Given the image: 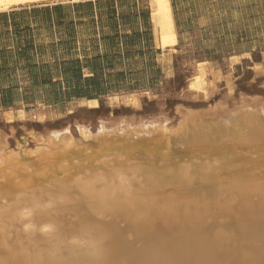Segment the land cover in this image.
I'll return each mask as SVG.
<instances>
[{"label":"bare ground","instance_id":"bare-ground-1","mask_svg":"<svg viewBox=\"0 0 264 264\" xmlns=\"http://www.w3.org/2000/svg\"><path fill=\"white\" fill-rule=\"evenodd\" d=\"M59 1L0 0V11ZM149 10L155 40L172 39L170 0H149ZM225 99L178 105L173 124L122 118L94 135L76 124V138L23 124L12 149L0 133V264H264L260 229L213 223L264 210V100ZM31 117L43 123L45 113ZM160 223L201 236L194 248L174 245L156 238Z\"/></svg>","mask_w":264,"mask_h":264},{"label":"rangeland","instance_id":"rangeland-1","mask_svg":"<svg viewBox=\"0 0 264 264\" xmlns=\"http://www.w3.org/2000/svg\"><path fill=\"white\" fill-rule=\"evenodd\" d=\"M198 2L202 5L201 0ZM140 5L149 8V0H140ZM209 24L211 28L206 34L211 36L206 44L198 42L189 44V41H200V37L196 35L198 32L203 33L202 30H195L194 37L184 35L178 44L176 32L172 39L156 41L151 25L154 43L143 46V50L149 53L146 61L139 59L138 46H124L122 47L124 51L129 50L130 59L123 65L115 60L112 72H82V78L95 77V82L89 87L99 94L90 101L74 96L77 91L71 90L76 85L70 80L65 81L62 72H24L20 68L22 63L17 72H0V102L2 100L3 103L0 104V133L6 134L9 148L12 149L15 148L16 139L22 135L23 124L27 129L41 134L59 132L67 128L76 138L78 135L76 124L89 129L94 135L97 134L101 122H114L122 118L149 122L163 114L168 118L167 122L173 124L174 109L178 105L203 110L224 98L231 105V100H237L241 94L264 100V28L256 32L247 31L251 38L248 36L247 39L243 38V41L255 40V43L236 45L234 41L237 37L224 39L212 37L230 29L221 28L217 21H211ZM107 27L108 36H113L115 34L113 28ZM220 40L231 41V44L219 43ZM91 51L92 54H103L106 51L108 55L114 57L124 53L120 46L108 45L106 47L97 45L96 51ZM235 54H241L243 59H227ZM193 69L200 71L201 75H194ZM66 73L67 78L73 80L74 72ZM81 86L86 87L82 83ZM39 107L45 113L43 123L31 117L34 110ZM10 126L15 129L14 137L8 134ZM32 148L33 145L30 143L28 149ZM257 209L260 211L254 210V215L236 216L232 221L213 219V223L228 221L235 233L237 230H243L247 235L260 237L262 232L260 238L263 239L264 210ZM186 228L180 226L173 228L165 224L156 238L171 240L174 245H181L184 242L183 244L189 248H194L195 242L201 236L200 227H193L192 224V227L190 225ZM256 228L260 229L259 235L256 234L259 232ZM160 261L157 263L167 264L165 259Z\"/></svg>","mask_w":264,"mask_h":264},{"label":"crops","instance_id":"crops-1","mask_svg":"<svg viewBox=\"0 0 264 264\" xmlns=\"http://www.w3.org/2000/svg\"><path fill=\"white\" fill-rule=\"evenodd\" d=\"M201 2L202 5L198 0H170L176 44L184 35L194 37L195 30L203 32L196 35L200 41L189 44H206L211 36L206 34L211 21L230 29L212 37L234 36L236 45L255 43L243 41L251 38L247 31L264 28V0ZM149 14V8L140 5V0H66L0 11V72H17L21 63L24 72H112L115 60L123 65L130 59L129 50L122 48L130 45L138 46L139 59L146 61L149 53L143 46L154 43ZM107 26L113 28V36H108ZM97 45L120 46L124 53L118 57L106 51L92 54ZM241 56L235 54L227 59H243Z\"/></svg>","mask_w":264,"mask_h":264},{"label":"trees","instance_id":"trees-1","mask_svg":"<svg viewBox=\"0 0 264 264\" xmlns=\"http://www.w3.org/2000/svg\"><path fill=\"white\" fill-rule=\"evenodd\" d=\"M63 77H65V81L70 80L71 82H74L76 87L72 89L71 91H77L75 93V97L77 98H85L87 101L95 99L96 94H99L97 91H93L92 88L89 87L90 84L95 82V77L92 78H82V72H74L72 78H67L68 73L62 72ZM50 83V82H49ZM81 83L84 84L86 87L82 88ZM83 89V91H81ZM97 92V93H96ZM83 93V94H82ZM2 105V100L0 102Z\"/></svg>","mask_w":264,"mask_h":264}]
</instances>
